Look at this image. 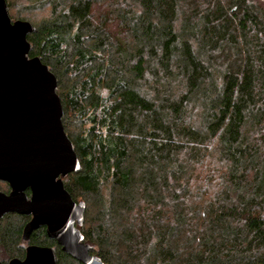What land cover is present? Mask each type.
I'll return each instance as SVG.
<instances>
[{
	"label": "trees",
	"instance_id": "trees-1",
	"mask_svg": "<svg viewBox=\"0 0 264 264\" xmlns=\"http://www.w3.org/2000/svg\"><path fill=\"white\" fill-rule=\"evenodd\" d=\"M6 6L33 25L28 57L56 78L80 164L63 184L86 205L90 253L104 264H264V0ZM28 219H0L1 262L23 259ZM30 244L80 264L44 227Z\"/></svg>",
	"mask_w": 264,
	"mask_h": 264
},
{
	"label": "water",
	"instance_id": "water-1",
	"mask_svg": "<svg viewBox=\"0 0 264 264\" xmlns=\"http://www.w3.org/2000/svg\"><path fill=\"white\" fill-rule=\"evenodd\" d=\"M27 21H12L0 0V219L6 214L30 217L21 238L45 228L48 239L80 264H104L90 253L79 228L86 205L75 202L63 179L80 169L79 159L62 125L57 81L39 58H29ZM29 193V195L27 194ZM0 264H57L53 248L29 245L23 259Z\"/></svg>",
	"mask_w": 264,
	"mask_h": 264
},
{
	"label": "flooded vegetation",
	"instance_id": "flooded-vegetation-1",
	"mask_svg": "<svg viewBox=\"0 0 264 264\" xmlns=\"http://www.w3.org/2000/svg\"><path fill=\"white\" fill-rule=\"evenodd\" d=\"M0 183H4V182H0ZM4 184H6V185L8 186L7 183H4ZM8 189H9V186H8ZM9 191H10V189H9ZM9 191H8L6 194H8ZM1 192H2V191H1ZM3 193H5V192H3ZM15 215H16V214H15ZM27 218H29V219H28V221H29V220H30V217H27ZM28 221H27V222H28ZM27 222H26V223H27ZM26 223H25V224H26ZM21 234H22V233H21ZM30 238H31V236H30ZM54 242H55V241H54ZM24 243H26V247H28L29 245H33V244H30V239H29L28 242H24ZM56 246H57V245H56ZM26 247H25V248H26ZM57 247H58V246H57ZM50 248H51V247H50ZM59 248H60V247H59ZM53 249H54V248H53ZM54 250H55V249H54ZM55 251H56V250H55ZM60 251H61V248H60ZM9 261H10V260H9Z\"/></svg>",
	"mask_w": 264,
	"mask_h": 264
},
{
	"label": "rangeland",
	"instance_id": "rangeland-1",
	"mask_svg": "<svg viewBox=\"0 0 264 264\" xmlns=\"http://www.w3.org/2000/svg\"><path fill=\"white\" fill-rule=\"evenodd\" d=\"M71 128V127H70ZM69 128V129H70ZM72 129V128H71ZM71 129H70V131H71ZM2 184V183H1ZM1 191V190H0ZM80 201H82V200H79V199H76V202H80ZM5 255H4V251L3 250H1V248H0V257H4ZM0 263H1V260H0ZM4 263H7V262H4Z\"/></svg>",
	"mask_w": 264,
	"mask_h": 264
}]
</instances>
